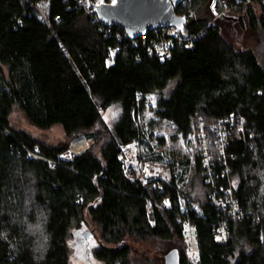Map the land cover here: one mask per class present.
I'll return each mask as SVG.
<instances>
[{"label":"trees","instance_id":"trees-1","mask_svg":"<svg viewBox=\"0 0 264 264\" xmlns=\"http://www.w3.org/2000/svg\"><path fill=\"white\" fill-rule=\"evenodd\" d=\"M212 1L176 7L188 15L186 35L161 58L149 45L164 30L130 39L98 17V0H0V264H72L74 229L86 224L99 233L92 251L103 264H165L133 258L130 237L161 239L179 250L180 264H264V0H219L215 11ZM237 21L259 47L235 46L225 26ZM152 93L162 94L144 127ZM113 108L119 113L109 122ZM16 109L36 127L60 124L91 143L62 159L70 146L16 127ZM165 121L176 126L174 140L184 136L194 147L195 132L222 121L227 143L210 148V167L197 147L168 159L167 138L154 129ZM136 140L143 161L168 174H125L121 145ZM215 191L237 199L240 218L231 204L215 205ZM187 221L197 261L188 254ZM223 226L228 238L218 240Z\"/></svg>","mask_w":264,"mask_h":264},{"label":"rangeland","instance_id":"rangeland-1","mask_svg":"<svg viewBox=\"0 0 264 264\" xmlns=\"http://www.w3.org/2000/svg\"><path fill=\"white\" fill-rule=\"evenodd\" d=\"M218 3L219 0L217 1V4ZM42 7L44 8V5H41V8ZM213 10L215 11V9ZM218 16L219 14L216 13L213 20H215ZM225 17H229L228 19H231V16L229 14L225 15ZM226 24L227 25L225 26V30L227 31V35L238 49L259 47L257 37L253 35V33H251L248 28L241 27L238 21L234 24ZM179 79L180 78L178 76L169 79V83L162 90L163 94L168 95L170 91L177 85ZM159 94L162 93H152L149 94L147 97L148 108H146L142 117V123L144 124V127H149L150 125L147 122L150 119L156 117L155 105L158 97L160 96ZM118 113L119 112L113 108L105 113V117L109 122H112L117 117ZM12 121L16 127L23 129L24 131L31 134L33 137L38 138L40 139V141H43L47 144H68L70 146L69 149L65 150L62 153L68 156H72L74 152H79L83 150L86 146L91 143V139L85 136H78L73 139L68 137L64 131V128L60 126V124H56L48 129H41L39 127H36L18 109H16L15 112L12 113ZM154 129L156 131V134L164 135L167 138L165 147L171 152V156H169L168 159L172 160V155L174 153L183 154L188 151H192V149H195L196 147V145L194 147V145L192 146V143H188V140L184 136H180L177 140H174L171 137V134L175 132L176 126L170 121H165L160 127L156 126L154 127ZM128 151L129 152L126 153V159L128 165L130 166L133 164V160L135 158L136 153L134 147H131ZM144 170H147L148 173L168 174V169L161 163L157 164L151 162L149 165L145 166ZM193 206L198 208V203L195 202ZM85 229H89L91 231L90 238H86L85 235L82 233ZM127 240L132 246L133 258L145 256L147 258H155L157 259V261L160 262L162 258L165 259L166 254L171 250L170 244L161 241V239L138 240L134 239L133 237H130ZM99 241L100 240L98 231L95 230L93 226H90V224L75 227L74 236L71 239V246L73 248L71 254L72 264H103L102 261L98 260L94 256V253L92 251L93 246L95 244H98Z\"/></svg>","mask_w":264,"mask_h":264},{"label":"built area","instance_id":"built-area-1","mask_svg":"<svg viewBox=\"0 0 264 264\" xmlns=\"http://www.w3.org/2000/svg\"><path fill=\"white\" fill-rule=\"evenodd\" d=\"M100 0H98L99 3ZM94 7V6H93ZM95 12L96 9L94 8ZM97 13V12H96ZM98 15V14H97ZM99 17V16H98ZM100 18V17H99ZM186 26L183 28L177 27V26H161V27H155L153 28L156 31L164 30L163 35L153 38L151 40V43L149 45V50L151 52H155L158 56L161 58L166 57L170 55L171 47L173 46V38H177L178 36L186 35L184 32ZM125 29V28H124ZM126 35L130 38L133 39L137 37H132L128 34L126 31ZM147 33H144L145 37L147 36ZM169 35V37L166 36ZM241 123H243V120H241ZM196 133V135H195ZM194 135L196 138V147L199 148L200 150L203 151L206 159V163L208 166H211V160H212V152L210 150L211 147H213L214 144L216 146H219L220 149H223V147L227 143L228 139V133H229V127L225 126L222 121L213 124L210 127V131L208 129H205L203 126L201 127V130L199 132H195ZM200 139H199V138ZM134 147L135 150V158L133 160L132 165H128L127 159H126V153L129 152L128 150ZM122 148V158H123V167L125 174L128 176H136L140 179H147L151 177H156L160 175L159 173H148V171L144 170L146 165H149L151 162L149 161H143L142 159V146L139 141H133L129 144L126 145H121ZM39 148L34 151L38 155ZM32 153V151H30ZM71 156H68L66 154L60 155V158L62 159H67L70 158ZM228 170V169H227ZM211 178V177H210ZM212 182L213 178L211 179ZM233 191V180L230 181V186L228 189H226V192L232 193ZM237 199L233 195H229L227 198H224L223 196H219L216 191L213 192V202L215 205L221 206V207H226L228 204H231L232 206V212H233V217L234 218H240L242 213L241 209L239 208V205L237 204ZM165 204L169 205L170 204V199L166 198L164 200ZM184 205H182L183 207ZM151 218H153V213L150 214ZM186 228H187V239L189 241V249H188V254L191 257L192 260L197 261L199 258V248L197 246V236H196V230L195 226L191 221L186 222ZM216 238L218 240H226L228 238V232L226 228L223 226L220 228V231L217 232Z\"/></svg>","mask_w":264,"mask_h":264},{"label":"water","instance_id":"water-1","mask_svg":"<svg viewBox=\"0 0 264 264\" xmlns=\"http://www.w3.org/2000/svg\"><path fill=\"white\" fill-rule=\"evenodd\" d=\"M184 0H100L95 9L100 19L106 24H118L126 29L132 37L143 35L150 29L175 25L183 28L188 20L187 14H179L176 7ZM218 0H213L211 8L215 9ZM83 234L90 238L91 231L85 229ZM165 264H180L178 249H171L165 257Z\"/></svg>","mask_w":264,"mask_h":264},{"label":"flooded vegetation","instance_id":"flooded-vegetation-1","mask_svg":"<svg viewBox=\"0 0 264 264\" xmlns=\"http://www.w3.org/2000/svg\"><path fill=\"white\" fill-rule=\"evenodd\" d=\"M83 233V232H82Z\"/></svg>","mask_w":264,"mask_h":264}]
</instances>
